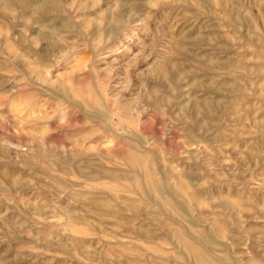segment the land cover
<instances>
[{"label":"rangeland","instance_id":"rangeland-1","mask_svg":"<svg viewBox=\"0 0 264 264\" xmlns=\"http://www.w3.org/2000/svg\"><path fill=\"white\" fill-rule=\"evenodd\" d=\"M174 229L264 264V0H0V264H195Z\"/></svg>","mask_w":264,"mask_h":264},{"label":"bare ground","instance_id":"bare-ground-1","mask_svg":"<svg viewBox=\"0 0 264 264\" xmlns=\"http://www.w3.org/2000/svg\"><path fill=\"white\" fill-rule=\"evenodd\" d=\"M172 232L178 238L180 244L182 245L183 251L191 257L192 261L195 264H217L214 261H210L209 259L204 257L203 251L197 245L183 239V237L181 236V232L178 229H174Z\"/></svg>","mask_w":264,"mask_h":264}]
</instances>
